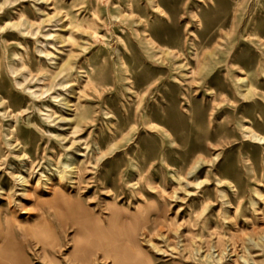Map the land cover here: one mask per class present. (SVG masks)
Here are the masks:
<instances>
[{"label":"rangeland","instance_id":"374dc122","mask_svg":"<svg viewBox=\"0 0 264 264\" xmlns=\"http://www.w3.org/2000/svg\"><path fill=\"white\" fill-rule=\"evenodd\" d=\"M259 39L264 0H0V243L10 227L31 264H264V143L241 126L264 135ZM113 202L153 209L108 254L88 242L74 259L73 216L107 225Z\"/></svg>","mask_w":264,"mask_h":264},{"label":"bare ground","instance_id":"6f19581e","mask_svg":"<svg viewBox=\"0 0 264 264\" xmlns=\"http://www.w3.org/2000/svg\"><path fill=\"white\" fill-rule=\"evenodd\" d=\"M256 35L258 37H261L258 34H256ZM257 41L258 42H253L254 45L258 49L260 47H262L264 49V40L262 41L261 39H259ZM219 46H220V44L218 43L217 48H219ZM164 52L166 54H169V52L166 50H164ZM217 52H216V50H211V51H208L206 54H204L202 56L201 66L198 68V70L194 69L193 67H192L193 69L191 67L189 68L191 74H195V73H198V74L206 73V74H208L213 69V66L215 64H217L216 63V61L218 59ZM262 54H264V51L262 52ZM70 63H71V60L67 59V61L62 65V67H66ZM186 66H187V63L179 64V67H186ZM263 70H264V67H263ZM196 79H198V78H196ZM235 81L242 83V84L237 85V89H238L237 92H239L243 96V98L250 99V98H254L257 95L256 86L251 81H249L247 76H244V77L238 76L235 79ZM262 98L264 100V94L262 95ZM147 112H140L143 114L142 115L143 118L146 119L145 124H149L152 122L150 114H148ZM241 126L246 129V130H244V131H246L245 136H249V137L253 138L254 140H257L260 143H264V135L263 134H261L260 132H257L250 125L242 124V122H241ZM153 128H158V127L155 125V126H153ZM158 130H160L159 132L162 133V135L170 136V134L166 130H164V129H158ZM111 150H114V148ZM200 154H201V152H200ZM194 156L195 157L192 159V165L190 167V170L188 171V175L194 173L205 162L204 158L201 157L199 155V153H195ZM69 166L71 167V175H72L71 178L74 179L75 174L78 173L77 172V159L75 157L71 159V163L69 164ZM58 173H59L60 177H63V173L61 171ZM173 176L180 183H181V180L186 179V177L183 176L181 173L173 174ZM21 180L25 181V178L21 176ZM196 180H197V182H195V184H201V181H199L198 179H196ZM218 180L221 181V179H218ZM190 183L188 182V184H190ZM192 183H194V181ZM64 197L67 199L66 196H64ZM67 201H69V200H67ZM115 204L116 203H114V202L108 204V207L111 211V215L108 219L107 225L105 224V220L98 213H97L98 215L95 213H93L92 215L91 214L88 215V213L87 214L83 213V212L80 213V211H81L80 210L75 216H73V218H72L73 223L75 225H77L78 229H79L78 230V237L76 238V240L74 242V250H73V253L71 254L74 257V259L84 260V259L88 258L89 254L91 253V248L85 247V244L88 242L92 246L94 245V246L102 247L104 250V254H108L109 253V251H108L109 247L114 246V245L115 246L119 245V239H120L119 234H121L123 232L129 233V231L132 228L137 229L138 227H140V224L146 223L148 221L147 218H148L149 212L153 209L152 205H140V206L136 207L135 211L128 213L127 210H124V209H120L117 211L114 210V208H116ZM67 205L69 206V208H72V210H74V205L72 202H67ZM119 219H120V221H119ZM43 225H44V227H43ZM43 225L39 224L35 228L37 230L36 233L39 236V239H41V243L43 242V244L41 246V250H42L41 256L44 260H48L49 259V252L47 251V247L51 246L54 242H56V237H55L54 233L51 230H49L47 224L44 221H43ZM3 230L4 231H2V232H5L4 233L5 235L1 238L2 241L0 243V264H9V263L10 264H31V259H30L29 255H27V253L21 247V245H19V243L17 245V243L12 241L11 228L10 227H4ZM128 240L130 242H132V239L129 237H128ZM154 247H156V246L154 245ZM242 258H243V256H242ZM143 259H144L145 263H147V264L151 263V261L149 259H146V257ZM250 259L254 262V264H259L257 261L254 260V257H251ZM250 259H245V261H249Z\"/></svg>","mask_w":264,"mask_h":264}]
</instances>
